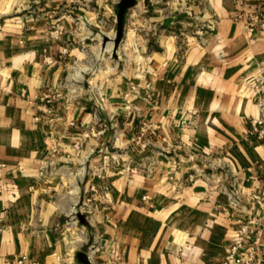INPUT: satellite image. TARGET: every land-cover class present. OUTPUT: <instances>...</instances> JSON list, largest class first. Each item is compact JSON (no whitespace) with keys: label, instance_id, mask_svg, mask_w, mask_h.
I'll use <instances>...</instances> for the list:
<instances>
[{"label":"crops","instance_id":"1","mask_svg":"<svg viewBox=\"0 0 264 264\" xmlns=\"http://www.w3.org/2000/svg\"><path fill=\"white\" fill-rule=\"evenodd\" d=\"M86 2L0 0V264H225L264 223V0H134L112 57Z\"/></svg>","mask_w":264,"mask_h":264},{"label":"built area","instance_id":"2","mask_svg":"<svg viewBox=\"0 0 264 264\" xmlns=\"http://www.w3.org/2000/svg\"><path fill=\"white\" fill-rule=\"evenodd\" d=\"M235 5L244 4L245 0H234ZM251 20L255 21L254 14L251 12H245ZM252 88L254 89L255 106H257V114L249 119L250 130L248 134L254 136L256 139L264 138V75H259L256 78L251 79ZM255 201H260L264 197V190L260 193L251 194ZM73 211L76 212V208L73 207ZM241 236L237 241L227 245L225 249L224 261L225 264H255L257 257L260 254V242L264 233V223L260 227H251L248 224H244L239 228ZM118 264H121L119 257L117 258ZM26 255H21L16 264H26ZM35 264V263H31Z\"/></svg>","mask_w":264,"mask_h":264},{"label":"water","instance_id":"3","mask_svg":"<svg viewBox=\"0 0 264 264\" xmlns=\"http://www.w3.org/2000/svg\"><path fill=\"white\" fill-rule=\"evenodd\" d=\"M117 4L118 8L115 14L116 30L113 37V50H116V47L121 41L123 33V15L128 8H131L134 5V0H119Z\"/></svg>","mask_w":264,"mask_h":264},{"label":"rangeland","instance_id":"4","mask_svg":"<svg viewBox=\"0 0 264 264\" xmlns=\"http://www.w3.org/2000/svg\"><path fill=\"white\" fill-rule=\"evenodd\" d=\"M87 2H86V4L87 5H90L91 4V2L92 3H94V0H86ZM108 1V2H107ZM113 1V0H112ZM111 2V0H104V4H107V7H108V9H110V11H111V14L112 15H114L115 16V14H116V11H117V8H118V4L116 3L115 4V7H112V6H114V4H111L110 3ZM146 4V3H145ZM95 7H98L97 5H90V6H88L87 8H88V10L90 9V10H93V8H95ZM106 7V6H105ZM115 25H116V23H115ZM99 38H98V40H99V43L101 44V46H103V48L105 49L106 47H110V46H112L113 47V37H114V35L112 36V35H100V36H98ZM119 45V44H118ZM110 50V49H109ZM113 51L114 50H112V48H111V52H110V57H112V54H113ZM106 53H109V52H107L106 51ZM114 57V56H113ZM104 154H108V152H104ZM78 207V206H77ZM76 213H72L71 215L73 216V215H75ZM83 215H85L84 213H83ZM70 217V216H69ZM68 217V218H69ZM72 218H70V220H71ZM74 219H76V218H74Z\"/></svg>","mask_w":264,"mask_h":264}]
</instances>
